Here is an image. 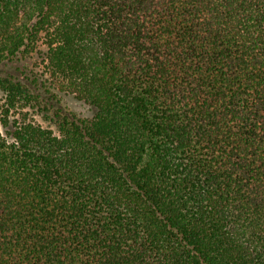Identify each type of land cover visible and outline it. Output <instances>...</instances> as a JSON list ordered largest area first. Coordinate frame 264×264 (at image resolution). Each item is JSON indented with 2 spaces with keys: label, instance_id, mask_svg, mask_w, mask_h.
<instances>
[{
  "label": "trees",
  "instance_id": "trees-1",
  "mask_svg": "<svg viewBox=\"0 0 264 264\" xmlns=\"http://www.w3.org/2000/svg\"><path fill=\"white\" fill-rule=\"evenodd\" d=\"M34 55L0 264H264V0H0V65Z\"/></svg>",
  "mask_w": 264,
  "mask_h": 264
},
{
  "label": "rangeland",
  "instance_id": "rangeland-1",
  "mask_svg": "<svg viewBox=\"0 0 264 264\" xmlns=\"http://www.w3.org/2000/svg\"><path fill=\"white\" fill-rule=\"evenodd\" d=\"M37 56V57H36ZM34 55L33 57H29L26 60L21 61H12L8 62L7 64L0 65V73H12L14 75L19 76L21 79L26 81V75L32 74V70L40 72L43 68L42 60L38 55ZM27 82H30L27 80ZM62 105L65 109L83 114L89 115L90 107L85 104L83 101L76 99L73 95H63L62 96ZM37 119L42 121L39 116ZM43 122V121H42ZM46 125L45 122H43Z\"/></svg>",
  "mask_w": 264,
  "mask_h": 264
}]
</instances>
